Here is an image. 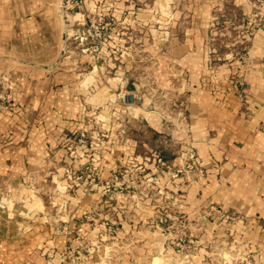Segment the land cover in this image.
<instances>
[{
  "label": "rangeland",
  "instance_id": "1",
  "mask_svg": "<svg viewBox=\"0 0 264 264\" xmlns=\"http://www.w3.org/2000/svg\"><path fill=\"white\" fill-rule=\"evenodd\" d=\"M53 9L57 22L52 38L53 56L35 63L32 58L4 55L0 56V64L5 65L8 73L15 72L8 65H15L40 72H64L72 78L70 83L58 86L52 82L48 86L55 97L49 100L51 104L54 101L52 106L63 108L62 102L68 103L69 99L62 97V91L68 90L80 111L73 119L74 128L64 132L61 143L52 149L62 157L45 169L26 171L19 181L22 188H28L31 196L39 200L38 214L50 224L52 232L69 237L61 250L62 264H80L88 245L100 250L99 264L123 262L126 251L134 250L140 241L117 239L115 233L120 226H112L111 220L119 217L130 220L144 209V203L157 206L156 200L164 201L166 208L154 216L157 222L151 228L156 235L149 241L153 248L146 251L142 261L125 264H190V257L200 248L196 234L208 226L215 230L223 227L233 237L210 243L206 249L210 257L203 264H254L249 242L241 237L251 231L250 219L210 206L203 208L196 219L189 220L182 207L184 193L169 192L163 187L184 189L197 180V174L201 176L186 114L189 77L168 58H173L174 48L182 52V47H186L183 57L193 53L207 62L209 72L213 71L209 83L214 88L230 89L231 78L228 82L224 80L227 78L221 69L224 67L227 72L226 67L229 68L236 78L250 66V50L264 33V0H55ZM192 42L194 47H187ZM260 44L264 66V38ZM38 54L39 49L37 56H32L38 58ZM120 76L123 79L114 91L109 80ZM130 77L143 85L139 94H133L127 87ZM160 77L165 78L163 87L152 98ZM215 77H220L224 84H217ZM235 81V93H244V81L241 78ZM12 83L6 74L0 77V122L19 120L28 113L24 96H14V100L10 97ZM18 87L24 89L22 85ZM103 87L107 90L104 94ZM142 94L152 98L147 110L160 121L159 139L145 132L140 115L135 114L141 108L135 101H140ZM132 120L139 122L137 133L131 126ZM11 135L9 131L5 133L0 147ZM126 137L150 140V145L156 148L151 151L152 170L133 159L126 165L109 168L105 160L109 139L123 141ZM162 153L174 157L179 154L180 164L168 166L170 163L162 160ZM158 159L163 166L157 163ZM158 173H163L166 180L159 178ZM86 193L98 196L96 206L79 215L71 200H82ZM11 196L12 191H3L0 203ZM211 208L222 216L211 212ZM72 217L77 219L72 220L75 223L67 221ZM239 223H244L242 230L237 228Z\"/></svg>",
  "mask_w": 264,
  "mask_h": 264
},
{
  "label": "crops",
  "instance_id": "2",
  "mask_svg": "<svg viewBox=\"0 0 264 264\" xmlns=\"http://www.w3.org/2000/svg\"><path fill=\"white\" fill-rule=\"evenodd\" d=\"M54 1L0 0V56L32 58L31 61L35 63L49 60L53 56L52 38L57 23L54 19ZM262 38L264 33L251 48L252 61L244 73L240 68L241 72L235 78L232 76L233 73L229 72V68L226 67V72L222 67L224 78H227L224 80L228 82L231 78V82L228 83L233 86L230 89L214 88V85L209 83L213 77L209 75H213V71L209 72L207 62L194 57L190 52L188 53L192 56L183 57L186 47H182V52L175 48L172 51L173 58L170 57L168 60L178 64L189 77V106L186 114L190 127V142L200 161L201 176L197 174V180L192 181L184 189L183 187L176 189L172 185L163 187V190L169 192L184 193L182 207L184 206L189 220L196 219L203 208L210 206L218 207L231 215L238 214L250 219L251 231L242 234L241 237L249 242V253L253 256L254 264H264V66L261 63L260 44ZM187 47H194L193 42ZM38 49L40 54L37 58ZM64 64L62 61L61 66ZM8 66L7 68H14L15 72H6L5 65L0 64V77L6 74L8 79L13 81L10 97L12 96L14 100V96H24L22 98L23 102L28 104V113L19 120L14 118L10 122H0V139L8 131L12 133L9 141L0 147V195L3 191H12L10 199L0 203V264H62L61 250L68 244L69 237L52 232L50 224L48 225L45 218L38 214L41 213L39 200L31 196L28 188H22L19 181L26 171L45 169L62 157L61 153L54 154L52 149L61 143V135L65 134L64 132L69 133L74 128L73 121L80 111L68 90L62 91V97L68 98L69 102H62L63 108L52 106L54 101L51 104L49 100L55 97L51 95L52 88L48 86L52 82L61 86L70 83L72 78L64 72L48 73L27 67L21 69L14 67L15 65ZM126 73L127 71L124 74ZM239 78L245 85L242 99L235 93L236 81L233 83L234 79ZM122 79L120 76L109 80L115 87L114 91L118 90ZM133 79L135 78L131 79L127 87L133 94H139L144 87L133 82ZM163 79L165 78L160 77L158 80V88L152 91V98H155L159 88L163 87ZM215 79L217 84H224L220 77ZM19 85L24 86V89L18 87ZM105 91L107 90L103 87L101 92L104 94ZM152 98L148 99L142 94L141 100L135 101L137 104L139 102L141 107L135 114L138 112L140 115L143 127L146 128L145 132L149 131L159 139L160 121L147 110ZM138 124L139 122L133 120L131 122L136 133L140 131ZM108 143L105 160L109 163L110 169H113L114 165H126L128 160L133 159L152 170L154 165L151 153L156 151V148L150 145V140L126 137L120 141L111 138ZM139 150L147 156L138 153ZM161 156L165 163H170L168 166H175L181 162L179 154L174 157L170 153H162ZM158 177L166 180L163 173ZM175 183L179 184V181ZM78 191L84 193L83 189ZM81 198L82 200H71L72 208L76 209L79 215L94 208L98 196L86 193ZM156 204L157 206L152 207L149 206L150 202L144 203V209L139 211V214L136 212L130 220H123L121 217L111 220L112 226H120L115 233L117 239L130 238L140 241L133 251H126L124 261L120 264L132 260L142 261L146 251L153 248L149 241L156 235L151 228L157 222L154 216L166 208L164 201L156 200ZM37 214L38 216H35ZM73 219L77 220L72 217L67 221L75 223ZM26 224L31 225L25 227ZM243 225L244 223H239L237 228L242 230ZM226 232L223 227L218 230L209 226L202 228L196 234L200 248L197 254L190 257V264H203V261L210 257L206 250L210 243L227 241L233 237L232 233ZM86 248L88 249L83 251L80 264H99L100 250L97 251L89 245Z\"/></svg>",
  "mask_w": 264,
  "mask_h": 264
},
{
  "label": "built area",
  "instance_id": "3",
  "mask_svg": "<svg viewBox=\"0 0 264 264\" xmlns=\"http://www.w3.org/2000/svg\"><path fill=\"white\" fill-rule=\"evenodd\" d=\"M243 91H241L239 94H238V96L240 97V98H242V96H243ZM193 157V156H192ZM196 161V160H195ZM157 163L160 165V166H163L164 165V163H163V161L161 160V159H158L157 160ZM196 164H198L197 163V161H196ZM190 170H192L193 169V167L191 168V167H188ZM211 210V212H213V213H215V214H218V215H221V212L220 211H218V210H215V209H213V208H211L210 209ZM222 216V215H221ZM181 242L182 241H184V240H180Z\"/></svg>",
  "mask_w": 264,
  "mask_h": 264
}]
</instances>
